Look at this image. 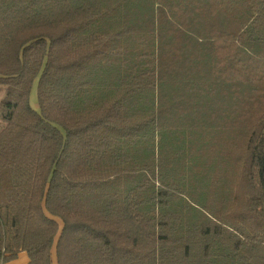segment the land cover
I'll use <instances>...</instances> for the list:
<instances>
[{
    "label": "trees",
    "instance_id": "16d2710c",
    "mask_svg": "<svg viewBox=\"0 0 264 264\" xmlns=\"http://www.w3.org/2000/svg\"><path fill=\"white\" fill-rule=\"evenodd\" d=\"M1 92L0 264H264V0H0Z\"/></svg>",
    "mask_w": 264,
    "mask_h": 264
},
{
    "label": "rangeland",
    "instance_id": "374dc122",
    "mask_svg": "<svg viewBox=\"0 0 264 264\" xmlns=\"http://www.w3.org/2000/svg\"><path fill=\"white\" fill-rule=\"evenodd\" d=\"M3 92L0 93V98L2 97ZM29 103L33 108H37L38 104H37V98H36V80L33 81L31 89H30V93H29ZM3 127V123L0 122V129Z\"/></svg>",
    "mask_w": 264,
    "mask_h": 264
},
{
    "label": "crops",
    "instance_id": "0c3cea01",
    "mask_svg": "<svg viewBox=\"0 0 264 264\" xmlns=\"http://www.w3.org/2000/svg\"><path fill=\"white\" fill-rule=\"evenodd\" d=\"M4 264H28V256L25 252H20L15 259Z\"/></svg>",
    "mask_w": 264,
    "mask_h": 264
}]
</instances>
